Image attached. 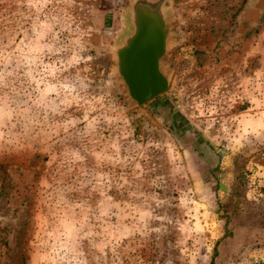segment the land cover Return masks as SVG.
<instances>
[{"label": "rangeland", "instance_id": "rangeland-1", "mask_svg": "<svg viewBox=\"0 0 264 264\" xmlns=\"http://www.w3.org/2000/svg\"><path fill=\"white\" fill-rule=\"evenodd\" d=\"M128 2L0 0V264H264V0H167L140 106Z\"/></svg>", "mask_w": 264, "mask_h": 264}, {"label": "water", "instance_id": "water-1", "mask_svg": "<svg viewBox=\"0 0 264 264\" xmlns=\"http://www.w3.org/2000/svg\"><path fill=\"white\" fill-rule=\"evenodd\" d=\"M167 0H129V29L111 46L113 73L133 106H140L169 87L162 60L170 50L172 27Z\"/></svg>", "mask_w": 264, "mask_h": 264}]
</instances>
